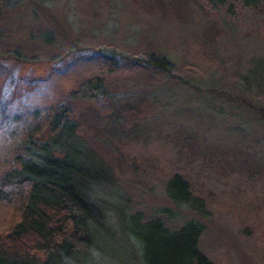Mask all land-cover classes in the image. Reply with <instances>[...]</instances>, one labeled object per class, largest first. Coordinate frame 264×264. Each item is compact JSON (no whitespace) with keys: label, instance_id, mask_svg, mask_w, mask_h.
Wrapping results in <instances>:
<instances>
[{"label":"rangeland","instance_id":"obj_1","mask_svg":"<svg viewBox=\"0 0 264 264\" xmlns=\"http://www.w3.org/2000/svg\"><path fill=\"white\" fill-rule=\"evenodd\" d=\"M94 78L102 95L70 97ZM36 109H68L79 124L110 175L103 191L113 198L98 193V203L126 204L172 229L199 220L201 250L214 264H264V8L239 0L2 4L0 175L14 157L3 120ZM45 118L31 123L45 128ZM175 174L203 199L202 212L172 203L166 183ZM16 218L0 203V244ZM113 228L114 254L93 264L136 263L133 238Z\"/></svg>","mask_w":264,"mask_h":264},{"label":"trees","instance_id":"obj_2","mask_svg":"<svg viewBox=\"0 0 264 264\" xmlns=\"http://www.w3.org/2000/svg\"><path fill=\"white\" fill-rule=\"evenodd\" d=\"M213 1L226 4L227 0ZM239 1L246 7L264 8V0ZM12 2L0 0V5ZM151 62L170 71L166 59L153 56ZM104 91L102 79L94 78L70 97L93 100ZM43 111L36 109L33 115L28 112L2 123L14 157L0 175V203L14 209L17 218L8 242L0 244V264H93L96 256L114 254V225L117 233L133 238L134 264H214L201 250L205 231L201 221L189 220L172 229L161 218L146 219L141 212H128L126 204L107 207L98 203V193H107L103 190L110 186L108 170L86 149L79 124L68 109L50 116ZM44 117L45 128L31 123ZM166 193L178 208L199 212L205 208L203 199L192 193L180 174L167 181ZM107 195L112 197L111 192ZM177 212L169 216H178Z\"/></svg>","mask_w":264,"mask_h":264}]
</instances>
